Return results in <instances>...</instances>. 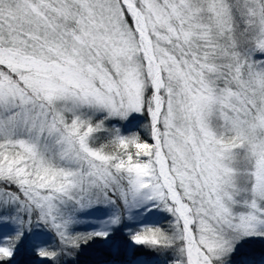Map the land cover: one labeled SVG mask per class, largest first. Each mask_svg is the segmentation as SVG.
I'll use <instances>...</instances> for the list:
<instances>
[{
	"label": "snow or ice",
	"instance_id": "snow-or-ice-1",
	"mask_svg": "<svg viewBox=\"0 0 264 264\" xmlns=\"http://www.w3.org/2000/svg\"><path fill=\"white\" fill-rule=\"evenodd\" d=\"M94 246L264 264V0H0V264Z\"/></svg>",
	"mask_w": 264,
	"mask_h": 264
},
{
	"label": "trees",
	"instance_id": "trees-1",
	"mask_svg": "<svg viewBox=\"0 0 264 264\" xmlns=\"http://www.w3.org/2000/svg\"><path fill=\"white\" fill-rule=\"evenodd\" d=\"M95 247H98V246H94L93 248H89V249H86L84 251L83 255L79 258L80 264H90V261L93 260L95 258V255H96ZM147 258L152 259V257H147ZM18 259L28 260L30 258L26 257V256H21Z\"/></svg>",
	"mask_w": 264,
	"mask_h": 264
},
{
	"label": "rangeland",
	"instance_id": "rangeland-1",
	"mask_svg": "<svg viewBox=\"0 0 264 264\" xmlns=\"http://www.w3.org/2000/svg\"><path fill=\"white\" fill-rule=\"evenodd\" d=\"M148 259V258H147Z\"/></svg>",
	"mask_w": 264,
	"mask_h": 264
}]
</instances>
